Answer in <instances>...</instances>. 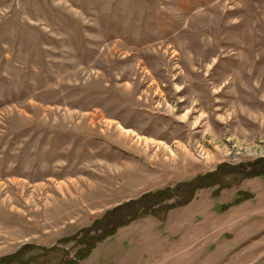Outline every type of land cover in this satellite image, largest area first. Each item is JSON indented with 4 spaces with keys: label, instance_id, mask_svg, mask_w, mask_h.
I'll use <instances>...</instances> for the list:
<instances>
[{
    "label": "rangeland",
    "instance_id": "1",
    "mask_svg": "<svg viewBox=\"0 0 264 264\" xmlns=\"http://www.w3.org/2000/svg\"><path fill=\"white\" fill-rule=\"evenodd\" d=\"M258 168L264 0H0V264L74 263L61 240L217 170L202 227L192 201L98 253L264 264V176H241Z\"/></svg>",
    "mask_w": 264,
    "mask_h": 264
},
{
    "label": "trees",
    "instance_id": "2",
    "mask_svg": "<svg viewBox=\"0 0 264 264\" xmlns=\"http://www.w3.org/2000/svg\"><path fill=\"white\" fill-rule=\"evenodd\" d=\"M220 172V170H217L214 174L200 177L194 184H181L176 188H168L163 191L149 193L138 200L122 204L107 213L101 220H97L90 228L83 229L72 237L61 240L60 242L62 244L75 242L77 246H80V250L75 255L74 263L71 264H79L88 259L91 253L97 248L98 244L114 236L120 228L129 226L131 223L147 217L163 220L170 210L188 205L192 202L197 191L212 187L216 184L221 185L222 181L220 179H215L217 175H220ZM253 172L259 174H248V177L247 175L244 176L241 174V176L248 179L264 176V169L262 168L255 169ZM190 188H193V191ZM170 201L173 202L170 204ZM31 252L32 251L29 250L24 254L28 256ZM18 256L19 254L8 257L6 261L10 263L19 261Z\"/></svg>",
    "mask_w": 264,
    "mask_h": 264
},
{
    "label": "crops",
    "instance_id": "3",
    "mask_svg": "<svg viewBox=\"0 0 264 264\" xmlns=\"http://www.w3.org/2000/svg\"><path fill=\"white\" fill-rule=\"evenodd\" d=\"M186 208H190V212L189 215H192V216H189V218L192 217V220L189 222L190 225H192V227L196 228L197 225H199L201 222L198 221V219H200V216H196L195 215V211H200L199 208H205L206 211H211L212 212V209L207 206H205L203 203H200V200H194L191 204H189ZM191 208H194V209H191ZM208 215L210 214V212L207 213ZM139 221H136L134 222L130 227H126V230H129V228H131L135 223H138ZM203 224H200V227H202ZM198 229V228H196ZM127 233V231H126ZM109 240V239H108ZM107 240V241H108ZM111 240V239H110ZM106 241H104V243H101L100 245L97 246V248L91 253V255L89 256L88 259H86L85 261H83L81 264H123V258H124V255L122 254L123 252V249L121 250V253L120 254H114L113 256L109 257L107 255H103V254H100L98 253L99 250H100V247L102 245L105 244ZM123 243H126L125 246H133L134 244V241H122ZM193 243V242H192ZM191 243V246L193 245ZM122 245V244H121ZM123 246V245H122ZM132 258H134V262L136 264H139V256H136L135 255V250H133V255H132ZM120 262V263H118ZM141 264V263H140Z\"/></svg>",
    "mask_w": 264,
    "mask_h": 264
}]
</instances>
